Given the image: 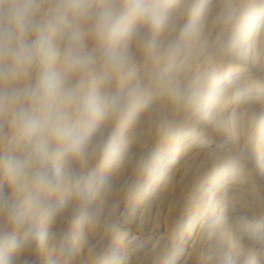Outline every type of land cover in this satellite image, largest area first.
<instances>
[{"label":"clouds","instance_id":"9594fccd","mask_svg":"<svg viewBox=\"0 0 264 264\" xmlns=\"http://www.w3.org/2000/svg\"><path fill=\"white\" fill-rule=\"evenodd\" d=\"M257 138L264 0H0V264H143L165 158L264 189ZM237 199L208 201L205 264L264 252Z\"/></svg>","mask_w":264,"mask_h":264},{"label":"rangeland","instance_id":"374dc122","mask_svg":"<svg viewBox=\"0 0 264 264\" xmlns=\"http://www.w3.org/2000/svg\"><path fill=\"white\" fill-rule=\"evenodd\" d=\"M242 146L264 182V139L242 142ZM164 166V180L147 201L137 205V223L145 226L143 235L150 249L143 264H205L201 230L211 214L208 201L213 197L218 200L226 184L235 189L238 208L258 221L257 235L264 236V205L260 203L264 189L254 190L244 178L231 182L209 173L203 152L195 146L171 153ZM132 234H137L136 224ZM258 264H264V252Z\"/></svg>","mask_w":264,"mask_h":264}]
</instances>
